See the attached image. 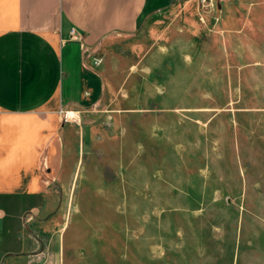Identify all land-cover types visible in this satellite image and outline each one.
Returning <instances> with one entry per match:
<instances>
[{"label":"rangeland","instance_id":"obj_1","mask_svg":"<svg viewBox=\"0 0 264 264\" xmlns=\"http://www.w3.org/2000/svg\"><path fill=\"white\" fill-rule=\"evenodd\" d=\"M223 1L145 11L133 37L79 52L53 183L65 228L48 256L39 239L0 264H264V19L225 51ZM256 1L242 9L264 17Z\"/></svg>","mask_w":264,"mask_h":264},{"label":"crops","instance_id":"obj_2","mask_svg":"<svg viewBox=\"0 0 264 264\" xmlns=\"http://www.w3.org/2000/svg\"><path fill=\"white\" fill-rule=\"evenodd\" d=\"M177 1L182 2L0 0V254L6 246L26 245L31 251L36 245L43 250L40 239L46 245L41 253L48 256V243L65 228L62 215L52 217L53 183L54 171L63 164L58 153L66 149L61 134L69 124L60 112L78 99L79 78L85 77L79 52L94 51L112 37H133L143 12L160 13ZM245 2L225 0L212 18L206 17L214 21L225 51L230 34L244 36L247 21L264 19L244 12ZM71 31L78 39L70 37ZM237 47V52L245 51L239 48L242 44ZM65 118L78 116L66 112ZM67 176L64 172L61 177ZM4 253V260L20 257Z\"/></svg>","mask_w":264,"mask_h":264},{"label":"built area","instance_id":"obj_3","mask_svg":"<svg viewBox=\"0 0 264 264\" xmlns=\"http://www.w3.org/2000/svg\"><path fill=\"white\" fill-rule=\"evenodd\" d=\"M195 1L197 3L198 8L201 11H205L206 9L210 11L213 7L215 0H195ZM69 35L70 37H74L75 39H78V36L73 31H71Z\"/></svg>","mask_w":264,"mask_h":264}]
</instances>
